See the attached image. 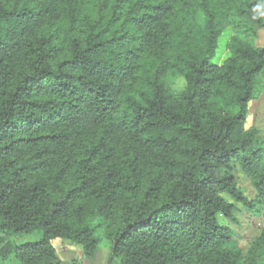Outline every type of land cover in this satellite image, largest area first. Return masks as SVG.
<instances>
[{
  "label": "trees",
  "instance_id": "1",
  "mask_svg": "<svg viewBox=\"0 0 264 264\" xmlns=\"http://www.w3.org/2000/svg\"><path fill=\"white\" fill-rule=\"evenodd\" d=\"M259 30L264 0H0V254L60 264L55 240L86 258L107 241L109 264H264V229L242 255L217 221L236 222L223 196L264 209Z\"/></svg>",
  "mask_w": 264,
  "mask_h": 264
},
{
  "label": "rangeland",
  "instance_id": "2",
  "mask_svg": "<svg viewBox=\"0 0 264 264\" xmlns=\"http://www.w3.org/2000/svg\"><path fill=\"white\" fill-rule=\"evenodd\" d=\"M231 36L230 30H225L218 40V46L212 63L221 65L228 57L226 45ZM255 47H262L264 45V30H259L258 37L255 41H251ZM167 85L171 90H182L185 87L184 80L178 76H167ZM259 96L255 101L248 104V113L246 118L245 129L254 130L257 135L264 137V82L261 83ZM234 176L237 185L244 197L252 200L255 193L249 182L237 169L234 171ZM224 199L233 204L235 207L234 218L235 223L217 215V221L221 226L229 228L232 232L231 241L226 245L231 250H239L242 255H245L257 238L262 229H264V209L262 208L258 213L251 212L241 204L235 203L228 197L223 196ZM39 235L32 234H8L6 239L12 245H19L26 242H33L38 240ZM53 246L56 250V257L60 264H109L110 244L107 241H102L92 257L86 258L83 256L80 246L72 244L65 240L53 241ZM0 264H20L11 253L0 254ZM110 264H119L118 260L112 261Z\"/></svg>",
  "mask_w": 264,
  "mask_h": 264
}]
</instances>
